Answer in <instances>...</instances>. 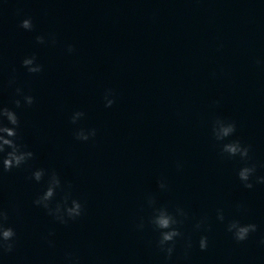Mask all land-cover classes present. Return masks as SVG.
I'll list each match as a JSON object with an SVG mask.
<instances>
[{
    "label": "clouds",
    "instance_id": "1",
    "mask_svg": "<svg viewBox=\"0 0 264 264\" xmlns=\"http://www.w3.org/2000/svg\"><path fill=\"white\" fill-rule=\"evenodd\" d=\"M20 27L26 31H32L34 25L31 18H25L21 21ZM36 42L38 44H45L44 36H37ZM52 44H55V37H51ZM67 52L69 54L75 51L74 46L68 45ZM259 63V61H258ZM21 65L30 74H38L43 71V65L37 63L35 55L25 57ZM15 83V79L9 80V86ZM17 98L13 101L15 108L23 106H32L35 103V98L30 94H25L20 87L15 88ZM114 93L112 89H107L104 94L105 107H111L115 103ZM23 102V103H22ZM219 104V101H215ZM85 116L83 111H76L70 117L72 124H77ZM7 121V123H5ZM20 127V119L11 108L0 105V176L3 173L11 172L13 169L21 168L33 160L35 153L28 150L27 145L18 142ZM96 129L78 128L74 131V137L78 141H89L96 136ZM212 136L220 144L221 156L237 157L241 160L247 161L250 152V145H243L240 140H228L236 132V124L217 117L212 123ZM178 170L182 168L181 164H177ZM256 165H248L241 167L238 171V178L243 186L247 189L254 187L253 179L256 184H264V176H256ZM46 178V179H45ZM30 179L37 183L44 181L46 184L42 193L37 195L33 200L36 207L43 208L47 215L61 225H67L70 221H75L84 214V205L77 198L72 195V185L70 183L63 184L60 175L55 170H46L44 168H37L32 171ZM167 184L160 180L158 188L162 191L167 190ZM58 191L62 193L59 200H56ZM147 206L151 209V215L147 219L148 225L159 233V238L156 246L164 254L165 261L171 260L175 250L178 238H183L181 227L186 220L189 219L188 213L177 206L173 211H169L166 205H158L155 196L149 195L147 198ZM55 201V203H53ZM237 211L245 210L244 205L238 204ZM9 211L0 206V257L12 253L16 247V231L9 224ZM217 220L224 222L225 216L222 209L217 210ZM198 231H209L208 217L202 216L194 225ZM139 231L145 228L144 218L141 217L139 223L136 224ZM258 230L255 223L243 224L238 219L228 220L226 223V231L231 233L232 238L237 243L246 241L252 233ZM53 232H49L48 236L44 237L50 247L54 246V242L48 237L53 236ZM261 244H264V238L261 239ZM201 251H206L208 248L207 235H201L198 241ZM192 248V241L190 238L185 240L184 249L185 256L188 255V250ZM65 264H80L78 256L66 254Z\"/></svg>",
    "mask_w": 264,
    "mask_h": 264
}]
</instances>
